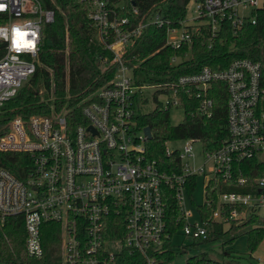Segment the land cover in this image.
Masks as SVG:
<instances>
[{
    "label": "built area",
    "instance_id": "obj_1",
    "mask_svg": "<svg viewBox=\"0 0 264 264\" xmlns=\"http://www.w3.org/2000/svg\"><path fill=\"white\" fill-rule=\"evenodd\" d=\"M93 39L103 51L97 64L116 65L113 78L90 92L80 103V115L64 112L15 117L0 137V151L28 155L26 174L18 177L0 167V221L20 216L26 230V252L43 255L41 226L60 225L63 264H124V256L136 252L143 264L164 262L160 253L173 243L166 198L176 203L178 232L204 242L213 223L242 221L264 207V175L252 181L241 172V162L256 159L264 166V83L260 63L236 58L225 68L203 66L198 72L181 74L159 83H136L126 53L148 25L164 27L165 44L173 49L187 45L192 35L206 28L215 36L230 22L234 32L244 22L264 21V0H193L192 16L171 22L159 10L140 12L133 0H86ZM188 12V11H187ZM138 16L136 20H132ZM55 12L41 0H0V105L13 97L35 72L42 26L54 21ZM18 34H20L18 36ZM22 36V39L20 38ZM181 57L173 55L170 64ZM226 88L227 135L213 151L204 152L196 138L181 140L170 148L174 160L166 165L148 155L143 128L134 123L135 112L146 102L144 91L153 89L154 107L169 111L182 106V92L198 100V112L210 117L212 83ZM156 95V100L154 99ZM76 122V123H75ZM199 143V149L194 143ZM207 176L205 195L215 179L216 206L210 216L198 211L199 221H189L185 202L191 179ZM220 184H234L242 191H220ZM196 189V188H195ZM257 215V214H256ZM107 225L121 236L108 238Z\"/></svg>",
    "mask_w": 264,
    "mask_h": 264
},
{
    "label": "trees",
    "instance_id": "obj_2",
    "mask_svg": "<svg viewBox=\"0 0 264 264\" xmlns=\"http://www.w3.org/2000/svg\"><path fill=\"white\" fill-rule=\"evenodd\" d=\"M45 7L55 12L54 21L42 26L35 72L26 80L17 93L0 105V137L9 128L15 117L28 119L32 115H49L64 112L68 118L75 116L82 123L79 105L93 90L104 86L113 78L116 65L102 67L97 64V54L103 49L93 39L94 28L88 19L90 4L86 0H41ZM142 13L150 8L159 10L161 17L178 23L184 19L191 0H133ZM138 16L132 18L136 20ZM165 29L148 25L134 46L126 53L136 83H159L176 79L181 74L198 72L203 66L213 69L225 68L236 58L248 57L260 63L264 83V21L259 15L256 24L244 22L234 32L230 22L222 24L215 36L206 28L192 35L189 57L185 58L187 45L173 49L165 44ZM2 45H0V48ZM108 58L109 51H103ZM173 55L181 57L177 64H170ZM184 118L172 124L169 111L154 107L151 111L138 109L134 115V125L139 130L148 126L151 138L146 140V149L151 158L167 164L175 156L166 155L165 142L173 139L196 138L201 141L204 152L215 150L227 135L226 127V88L222 82H214L210 88L213 101L210 117L198 112V100L182 92ZM156 100V95H154ZM76 123V122H75ZM29 162L22 152L0 151V167L6 168L18 177L26 174L24 167ZM241 172L248 180L264 175V166L256 159L239 164ZM196 180L193 177L188 187L189 197L193 200ZM220 191H242L245 188L234 184H220ZM206 197L211 206L197 204V210L210 216L216 206L217 191L215 179L206 188ZM168 227L174 234L182 226L177 218L176 203L172 196L166 198ZM231 220L228 230L247 226V247L252 252L264 235V217L248 215L239 223ZM116 226L107 225L106 239L121 236ZM43 255L31 257L26 252V230L20 216L8 217L0 221V262L2 264H63L60 251V225L44 223L41 226ZM227 230L220 223H213L204 242L221 239ZM235 237L225 244H231ZM175 245L166 242L160 258L173 263ZM124 264H143L139 253L124 256ZM182 264H239L237 260L213 259L206 253L192 255Z\"/></svg>",
    "mask_w": 264,
    "mask_h": 264
},
{
    "label": "rangeland",
    "instance_id": "obj_3",
    "mask_svg": "<svg viewBox=\"0 0 264 264\" xmlns=\"http://www.w3.org/2000/svg\"><path fill=\"white\" fill-rule=\"evenodd\" d=\"M192 8L193 0L188 4L187 18L192 16ZM152 91L153 89H146L144 91L146 102L139 108L142 112H148L154 108V103L150 97ZM169 117L172 124L180 123L184 118L183 108L181 106L171 108L169 110ZM167 144L170 148H181L183 142L181 140H172ZM194 147L199 149V143H194ZM206 180L207 176H199L196 189L193 193V200L189 195L186 197L185 209L191 213L189 218V221L191 222L199 221L196 205L204 201V185ZM256 214L258 217H264V207H262ZM237 223H239V221L234 222V224ZM230 225L231 223L224 225V229L227 230L224 237L209 242L193 241L186 238L181 232L175 233L172 238L176 247L173 263L182 264L192 255L206 253L211 258L217 260L227 261L228 259H232L237 260L239 264H256L259 261V264H264V235L257 247L250 252L247 247V235L245 234L248 227L243 226L229 231L228 228ZM231 237H235L233 242L231 244H225V242ZM0 264H2V262H0Z\"/></svg>",
    "mask_w": 264,
    "mask_h": 264
},
{
    "label": "water",
    "instance_id": "obj_4",
    "mask_svg": "<svg viewBox=\"0 0 264 264\" xmlns=\"http://www.w3.org/2000/svg\"><path fill=\"white\" fill-rule=\"evenodd\" d=\"M143 132H144L147 139L151 138V129L148 126H145L143 128Z\"/></svg>",
    "mask_w": 264,
    "mask_h": 264
},
{
    "label": "clouds",
    "instance_id": "obj_5",
    "mask_svg": "<svg viewBox=\"0 0 264 264\" xmlns=\"http://www.w3.org/2000/svg\"><path fill=\"white\" fill-rule=\"evenodd\" d=\"M20 34H18V36H19ZM21 39H22V36L20 37Z\"/></svg>",
    "mask_w": 264,
    "mask_h": 264
},
{
    "label": "crops",
    "instance_id": "obj_6",
    "mask_svg": "<svg viewBox=\"0 0 264 264\" xmlns=\"http://www.w3.org/2000/svg\"><path fill=\"white\" fill-rule=\"evenodd\" d=\"M260 262L258 261L256 264H259Z\"/></svg>",
    "mask_w": 264,
    "mask_h": 264
}]
</instances>
